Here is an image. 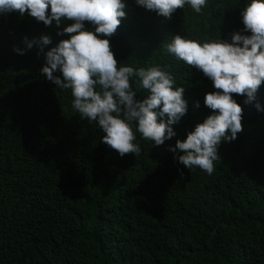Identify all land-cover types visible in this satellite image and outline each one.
<instances>
[{
    "label": "trees",
    "instance_id": "1",
    "mask_svg": "<svg viewBox=\"0 0 264 264\" xmlns=\"http://www.w3.org/2000/svg\"><path fill=\"white\" fill-rule=\"evenodd\" d=\"M123 3L108 37L118 66H159L186 101L175 136L156 146L135 133L140 151L123 156L74 112L70 90L40 71L44 53L68 38L57 35L63 25L0 13V264H264V111L254 107L264 108V81L248 104L231 94L242 130L220 142L211 175L168 150L214 111L203 103L214 89L166 43L174 35L230 41L243 29L246 0H207L200 13L185 5L169 18Z\"/></svg>",
    "mask_w": 264,
    "mask_h": 264
},
{
    "label": "clouds",
    "instance_id": "2",
    "mask_svg": "<svg viewBox=\"0 0 264 264\" xmlns=\"http://www.w3.org/2000/svg\"><path fill=\"white\" fill-rule=\"evenodd\" d=\"M206 2L135 0L137 5L164 18L185 5L200 13ZM124 7L123 0H0V13L23 15L27 11L28 16L45 26L53 22L58 28L63 25L57 35L66 33L68 38L44 53L40 71L58 88L70 90L74 112L95 122L104 133L101 142L120 156L140 151L134 143L135 133L153 145L163 144L175 136L172 125L186 112L184 89L173 88L171 75L159 66H118L108 37L119 25V18L125 16ZM239 15L243 29L233 32L230 41L174 35L166 43L168 53L200 70L214 89L203 97L204 105L214 111L182 141L177 139L174 146H168L178 163L187 169L198 167L208 175L213 172L220 142L234 140L242 130V109L231 94L242 95L243 103L248 104L256 100L257 89L264 81V0H246ZM69 20L72 22L67 23ZM84 21L94 28H86ZM39 43L48 45L50 37L40 36ZM26 46L31 48L32 42ZM15 51L23 54L21 49ZM57 70L62 80L53 75ZM136 88L146 92L143 99H135ZM254 107L264 111L258 102Z\"/></svg>",
    "mask_w": 264,
    "mask_h": 264
}]
</instances>
